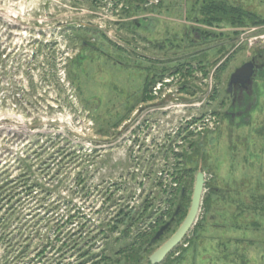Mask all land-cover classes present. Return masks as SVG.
Here are the masks:
<instances>
[{
  "label": "rangeland",
  "instance_id": "obj_1",
  "mask_svg": "<svg viewBox=\"0 0 264 264\" xmlns=\"http://www.w3.org/2000/svg\"><path fill=\"white\" fill-rule=\"evenodd\" d=\"M202 1L0 0V264H152L200 170L156 264H264V0Z\"/></svg>",
  "mask_w": 264,
  "mask_h": 264
},
{
  "label": "water",
  "instance_id": "obj_2",
  "mask_svg": "<svg viewBox=\"0 0 264 264\" xmlns=\"http://www.w3.org/2000/svg\"><path fill=\"white\" fill-rule=\"evenodd\" d=\"M254 71L255 67L253 61L244 63L240 67L236 68L233 72L231 76V83H235L237 81H241L242 83L248 82L253 77ZM205 182V173L201 170L198 171L193 188L191 204L187 215L185 216L179 227L176 229V231L150 255V261L152 264L162 262L166 258V256L180 242H182V240L194 225L201 207ZM171 222L172 219L163 224L156 232L151 241L154 242L156 239L160 238L161 235L168 229Z\"/></svg>",
  "mask_w": 264,
  "mask_h": 264
},
{
  "label": "flooded vegetation",
  "instance_id": "obj_3",
  "mask_svg": "<svg viewBox=\"0 0 264 264\" xmlns=\"http://www.w3.org/2000/svg\"><path fill=\"white\" fill-rule=\"evenodd\" d=\"M139 1V0H138ZM155 0H143L139 1L140 2H145L144 6L147 8V5H151L149 9L156 5H152ZM204 4L207 3V0L202 1ZM161 3V1H158V5ZM194 14V11L192 12ZM145 22L149 23V20L145 19ZM150 30V29H149ZM154 30V29H152ZM150 30V31H152ZM251 61L254 63L255 71L253 74V77L246 83H242L241 81H237L235 83H231V78L228 83V92L232 95V105L233 106H241L244 99H249L251 98L250 91L248 90L253 82L254 77H256L261 71H264V51H259L258 53L255 54L254 57H252ZM180 72V71H179ZM149 94V93H148ZM229 112V111H228ZM235 113H232L234 116ZM239 114H243V110H239Z\"/></svg>",
  "mask_w": 264,
  "mask_h": 264
},
{
  "label": "trees",
  "instance_id": "obj_4",
  "mask_svg": "<svg viewBox=\"0 0 264 264\" xmlns=\"http://www.w3.org/2000/svg\"><path fill=\"white\" fill-rule=\"evenodd\" d=\"M139 1H143V0H139ZM235 10H237L235 6H229L228 7V6H226V4L224 2L222 3V2L215 1V0H210L206 5L204 4V11H203V13H205V15H207V16L208 15H212V16H209V17L206 18L207 21H210V19H211V21L212 20L228 21L230 24L231 23L244 24V21L245 20L244 19H241V15H245V14L243 12H241V14L238 15L237 14V11H235ZM238 13H240V12H238ZM256 18L257 17L254 18V21L256 20ZM148 82H149V80L146 82L147 85H148ZM145 90H147V89L145 88ZM147 97L150 98L151 95H148L146 93L145 94V99ZM256 200H257V203L260 204V207L258 208V210L260 212H264V196H260V195L259 196H256ZM180 211H182V210H180ZM159 228H158V230H159Z\"/></svg>",
  "mask_w": 264,
  "mask_h": 264
}]
</instances>
